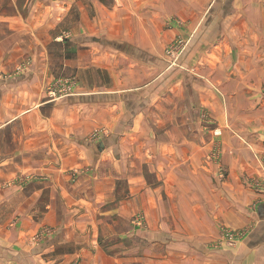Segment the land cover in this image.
<instances>
[{"label":"crops","instance_id":"1","mask_svg":"<svg viewBox=\"0 0 264 264\" xmlns=\"http://www.w3.org/2000/svg\"><path fill=\"white\" fill-rule=\"evenodd\" d=\"M66 32L70 36L60 44L59 35ZM99 34L114 37L119 46L97 42L95 38L99 39ZM176 37L196 46L198 113L209 114L216 130L222 131L224 155L219 164L210 162V169L196 165L191 169L186 165L209 162L203 151L205 142L209 141L204 140L201 144L198 140V154L192 155L187 154L186 139L163 138L157 143L164 149L159 154L150 149L146 140L134 136L127 139L126 132L108 144L104 140L94 143L70 140L71 136L67 135L75 127L83 131L86 124L91 126L90 120L84 121L85 115L91 116L94 109L103 114L106 108L99 105H105L107 100L121 101L129 94L138 100L146 99L156 79L151 76L144 79L150 73L146 70L155 68L154 60L146 57L154 56ZM80 38L91 40L85 45H108L115 50L134 52L136 55L130 59L120 55L114 62L121 68L120 75L125 67L127 77H133L135 84L126 89L77 93L49 100L44 88L55 77L52 67L57 59L52 55L44 59L45 51L52 49L53 44H60L70 45L68 49L74 52L77 45H82L77 43ZM31 50L32 68L11 74ZM100 50L107 49L97 46L86 49L90 57L91 52ZM38 51L42 57L37 58ZM93 55L99 63L112 61L94 52ZM82 121L85 124L80 128ZM139 124L133 122L131 132L144 130L145 125ZM145 127L150 128L149 121ZM60 144H66V148L59 150ZM175 144L178 149L171 150ZM131 148L139 155L136 164L152 165L151 171L162 180L159 187L148 186L140 174L132 172L131 195L125 203L116 190V180L122 178L125 153ZM49 149L47 173L51 188L60 189L63 201L45 207L51 212L60 209L67 212L54 223L64 228L57 240L70 242L74 238L71 227L83 231L91 227V235H97L99 226L103 225V210L122 224V220L128 219L124 216L127 210L130 209L131 216L142 209L146 212L145 225L152 245L161 243L164 247L161 255L154 252L155 248L152 254L147 252L144 256L99 253L90 236L95 252L90 253L91 261L82 259L81 264H152L153 260L155 264H264V0H26L20 10L1 11L0 196L6 202V194L11 198L18 196L15 213L21 218L14 223L19 228L18 239L27 234L26 226L39 225L24 212L42 206V188L34 185L28 194L22 195L26 193V183L13 188H4L1 184L17 175L20 180L30 178L28 175L32 173L40 176L48 168L44 167L43 154ZM111 154L116 155L115 162H110ZM60 158L65 169L79 171L76 186L92 180L88 193L91 198L83 196V187L60 185V180L67 181L70 177L69 171L55 172L53 163ZM5 163L14 164L9 165L8 172L3 171ZM112 164L115 171L111 170ZM202 169L214 181L213 186L209 190L188 188L186 179L196 177L194 172L200 173ZM222 170L225 178L219 177ZM7 218L4 224L10 230L15 218ZM51 219L57 218L51 213ZM168 226H183L187 234L180 238L183 233ZM225 227L241 232L240 239L226 247L217 242ZM9 230L8 241L11 240ZM64 259L61 264H69L70 255L65 254Z\"/></svg>","mask_w":264,"mask_h":264},{"label":"rangeland","instance_id":"2","mask_svg":"<svg viewBox=\"0 0 264 264\" xmlns=\"http://www.w3.org/2000/svg\"><path fill=\"white\" fill-rule=\"evenodd\" d=\"M102 1L109 2L110 0ZM25 4L26 0H0V12L20 10ZM63 21L65 24L66 19ZM59 36V43L62 44L70 35L66 32ZM97 37L99 38V41L96 40L97 42L119 46L118 43H115L117 41L114 37L101 34ZM79 41L80 42L77 43H82V45H77L79 50L76 48L74 52L68 49L70 45L68 47L67 45L63 46L60 44L59 46L53 44L52 49L49 48L45 51L46 56H43L44 59H50V55L57 59L56 65L52 67L53 73L55 72V77L50 80V82H47L44 88L46 97L49 100L67 98L77 93L94 92L99 94V92H104L103 90L107 91L108 89H126L135 84L133 77H127L125 67L123 68V75H120L121 68H117L114 62V59L118 58L120 55L126 56V58L123 57L125 60H127V58L130 59L131 56L136 55L134 52L123 50L122 48H120L121 50L117 48L115 50L113 46L108 47V45L99 44H87L89 45L87 47L84 43H91V40L80 38ZM90 46H97L101 49L106 48V51L100 50L93 52L94 54L101 55L106 60L112 61L96 62L93 52H91L90 57V54L86 51ZM31 53L32 50L28 51V58L24 59L15 67L11 74H18L21 71L30 70L32 68ZM36 54L38 55L37 58L42 57L39 51L36 52ZM147 58L154 60L153 64L155 68L154 70H146L150 73L148 76H145L144 79H150V76L152 78L156 77V79L154 86H152L151 93L145 95L144 98L146 99L138 100L136 96L133 97L130 94L128 98L126 97L121 101L109 99L105 105H99L102 108H106L103 110V114L95 112L94 109V111L91 112V116L87 117L85 115L86 119H84V121L90 120V127V123L86 124V127H84L85 123L83 124L82 121L79 127H84L85 129L79 131L75 127L76 130H74L73 133L69 132L67 136H71V141L79 143H94L104 140L105 143L108 144V141L115 142V140H118V138L122 137L126 132L127 134L125 137L127 139L134 136L137 139L146 140L150 143L147 144L150 149L156 150L158 154L159 151L162 152L164 150L161 143L157 145L163 138L165 140L186 139V151L188 155L198 154V140L200 144L204 140L209 141L205 142L206 146L203 149V151L205 150L204 158L207 160L209 159V162L202 161L199 163L196 162V164L191 162L186 165L191 169L193 165L199 166V168L204 166L210 169L211 163L219 164V160L222 155H224V146L223 143H221L222 131L216 130V124L209 114L205 112L202 114L200 111L198 113V52L196 51V46L176 37L170 44L166 45L164 49L161 51L157 50L154 56L149 55L146 59ZM129 75L130 74H128V76ZM141 94H143V92H141ZM149 102L152 103L147 106ZM133 103L136 106H133ZM117 105L119 107H116ZM93 106L95 107L96 105ZM108 106L112 108L108 109ZM136 121L140 122L139 126H146L149 121L150 128L146 129L144 126V130L146 129L145 131L140 130L131 132L132 123ZM74 124L76 126V122H74ZM161 127L167 129L162 130ZM125 129L127 130L125 131ZM167 135H169V137ZM59 138L61 141L64 139L61 132L59 133ZM176 146L177 144L171 146V150H177L178 146ZM108 147L110 148L109 145ZM65 148L66 144H60L59 150ZM133 149L134 148H131V150H128V153H125L127 157L124 159L125 165L122 178L116 180V190L125 203L129 202L131 195V174H140L142 180H144L148 186L151 185L152 187H159L161 185L159 182L162 180H159V178L157 179L155 173L151 171L152 165L147 162L136 164L138 159L137 156L139 155L135 153V149V151H132ZM49 151L50 149L46 152L44 151L43 154L44 167H48V170L43 169L44 171L40 176L32 173L28 175L30 178L20 180L19 175H17L11 178L12 180H7L1 184L4 188H8V186H12L13 188L15 185H22L23 187L25 186L23 183H26V193H22V195L28 194L29 190H31L34 185L37 186V188L41 187L42 206L40 208L38 207L36 210L24 212L27 217L34 220L36 219L39 225L36 227L26 226L24 230L27 231V234L18 239L19 228L14 224L17 222L15 220L21 218L18 213H15V208L18 204V202H16L18 196L11 198L12 196L6 194L8 202L4 201L3 198L1 199L0 196V264H61L64 262L63 260H65V254L70 255V259L68 260L69 264H81L82 259L91 261L90 253L94 254L95 252V246L91 243L92 236L99 253L119 252L134 253L139 256H144L147 252L152 254L154 248V252H158L159 255L164 252V247L162 248L161 243L152 245L154 243L150 240V236L147 234V226L145 225L146 212L142 209L136 212L134 211L131 216L130 209L127 210L128 213L124 216L129 220H122V224H120L117 219L115 220V224L114 218L108 217L110 213L107 210H103V215L101 214L103 225L99 226L97 235H91L93 233L91 227H87L84 231L79 229L76 230V228L71 227L70 229L73 232L71 234H73L74 238H72L70 242H68L67 239L57 240V236L62 233L64 228L61 226L56 227L54 223L57 221L59 222V220L63 218L62 215L67 212L61 209L51 212L52 210H46L45 207L46 204H62L63 201V199H61L62 195L60 194V189L54 190L51 188L52 182L50 180V174L47 173L50 171V162L47 163L48 157H50ZM120 154L124 153L120 152ZM115 156L111 154V158L109 159L110 162H115ZM92 157L98 160V157H94V155ZM9 165L13 167L14 164L5 163L3 171L8 172L9 168L11 169ZM53 165L55 167L54 169H57L55 172H70L69 179L67 181L64 179V181L60 180V185H64L65 188L83 187V196L92 197V195L88 194L93 186L92 180L87 179L81 186H76L79 175L77 169H65L64 162L61 161V158L54 161ZM111 170L115 171L114 164H112ZM202 170L203 171L200 173L194 172L196 177L191 176L186 179V186L188 188L198 187L199 189L209 190L213 186L214 181H212L210 176H207V173L204 171L205 169ZM223 170L225 171L224 168ZM223 170L219 175L220 178L225 176ZM51 213L57 218L56 220L51 219ZM7 216H13L15 218V222L13 221L11 223L12 228L10 230V227L8 228V226L4 224L8 221ZM40 217L42 218L41 221ZM51 220L53 224H51ZM139 220H141L140 224L138 223ZM169 229H177L180 233H183L179 235L180 238L187 234V230L183 226L178 228L172 226L171 228L169 227ZM8 230L11 232L10 241L6 238V232ZM85 235L88 236L86 237ZM221 235L220 240L217 241L218 245L220 242V245L224 243L222 245L226 247L238 241L241 232L235 229L230 230L225 227L221 229ZM80 250L82 253H78ZM152 264H155L154 260Z\"/></svg>","mask_w":264,"mask_h":264},{"label":"built area","instance_id":"3","mask_svg":"<svg viewBox=\"0 0 264 264\" xmlns=\"http://www.w3.org/2000/svg\"><path fill=\"white\" fill-rule=\"evenodd\" d=\"M51 93H53V92H51ZM139 224L141 223V220H139V222H138Z\"/></svg>","mask_w":264,"mask_h":264},{"label":"water","instance_id":"4","mask_svg":"<svg viewBox=\"0 0 264 264\" xmlns=\"http://www.w3.org/2000/svg\"><path fill=\"white\" fill-rule=\"evenodd\" d=\"M95 40H99V39L95 38Z\"/></svg>","mask_w":264,"mask_h":264}]
</instances>
